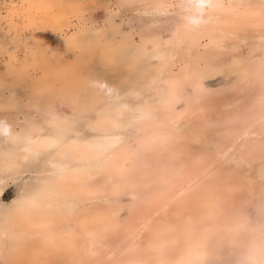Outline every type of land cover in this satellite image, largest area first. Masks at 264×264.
I'll use <instances>...</instances> for the list:
<instances>
[{
  "label": "rangeland",
  "instance_id": "1",
  "mask_svg": "<svg viewBox=\"0 0 264 264\" xmlns=\"http://www.w3.org/2000/svg\"><path fill=\"white\" fill-rule=\"evenodd\" d=\"M27 1L0 0V121L8 125L6 133L0 130V167L7 148V152H12V162L15 161V173L17 177L20 175L17 182L13 179L6 181L5 195L0 200V206L7 208L4 214L0 207V264H19L17 258L21 248L29 251L30 255L36 239L41 238L44 242L45 236L52 231L57 241L64 229V237L67 236L70 245L68 256L60 255L54 243L49 249L53 250L52 254H42V263L167 264L175 258H183L187 244L207 230L209 224L232 222L231 211L235 209L248 211L251 219L261 224L251 248L255 249L257 244L262 243L264 121L261 124L256 118L264 112V86L253 88L248 83L264 61V19H259L262 23L239 27H225L226 23L211 24L205 32L199 30L204 37L199 44H189L181 36L189 16L193 17L195 13L189 0H164L168 11L156 10L153 13L148 10L156 0H29L33 1V5ZM220 1L222 5L215 11L210 8L200 11V18L218 21L228 17L238 19L234 15L239 14V9L248 7L256 11L257 8H264V0ZM228 6L239 9L228 12ZM57 20L61 22L57 23ZM82 28L85 31L89 29L84 33L80 47L70 48V51H53L54 58L51 60L44 56L46 48L43 42L40 43L39 32L43 31L54 41L63 33L81 34ZM209 36L213 38L210 40ZM51 40L48 38L50 45L53 44ZM111 60L114 65L109 64ZM172 79L178 80L181 85L180 99L178 104L177 101L168 103L170 107L167 108L165 101L170 95L168 83ZM200 80H203V88L197 85ZM100 83L105 87H100ZM233 89L236 92L233 93ZM133 92H137L140 98ZM122 102L128 107L122 115L121 130L116 132L119 135L118 140H114L117 143L114 150L129 146L140 151L143 161H153L143 149V144L148 142L153 132L165 131L170 134L172 143H177L176 148H180L194 175L210 172L205 177L204 189L200 186L197 190L193 188L181 201L171 203L174 191H166L159 184L151 183L159 174L158 165L151 167L154 172L148 175L150 177L142 170L134 169L124 177L119 176L111 168L107 170L111 153L110 150H103L99 160L88 162L90 175L85 178L86 185L62 191L60 186L65 174L60 168L63 162L69 161L71 153L65 145L61 150L41 152L29 164L26 161L33 154L28 146L35 148L37 138L43 133L47 136L59 133L62 123L71 124L66 136L72 140L85 137L87 143L93 141L99 131L104 130L103 125L107 124L110 115L118 116L117 108ZM255 122L256 126L249 129ZM247 130H250L248 134ZM255 141L261 145L255 144ZM21 143L23 148L19 149ZM105 144L108 145L107 142ZM82 159L71 153L70 164L64 168L75 172V166L81 164ZM190 177L182 173L180 180L188 181ZM24 190H28L32 197L27 211L39 218V224L45 223L44 226L26 223L15 214L14 201ZM203 190L208 192V197L203 196ZM75 191L80 192L77 194ZM71 192L75 198L71 197ZM131 213H135V220ZM142 217L146 218L145 221ZM85 218L86 222H83ZM260 220H263L262 223ZM190 230H193L192 235ZM93 252L97 254L94 261L89 258Z\"/></svg>",
  "mask_w": 264,
  "mask_h": 264
},
{
  "label": "bare ground",
  "instance_id": "2",
  "mask_svg": "<svg viewBox=\"0 0 264 264\" xmlns=\"http://www.w3.org/2000/svg\"><path fill=\"white\" fill-rule=\"evenodd\" d=\"M27 1V0H26ZM35 1V0H34ZM40 1V0H39ZM44 2V0H41ZM24 2V1H23ZM27 2H30L29 0ZM33 2V1H32ZM30 2L28 4L30 5H33V3ZM46 2V1H45ZM22 3V2H21ZM48 3V2H47ZM46 5V4H45ZM172 5V4H170ZM169 5V6H170ZM213 7L210 8L211 11H215V9L217 7H219L220 5H222V1L220 0H216L214 1L213 0ZM167 2H165L164 0H156L155 3H153L152 5V8H149V12L150 13H153L155 12L156 10L158 12H160V10H167L168 11V8H167ZM248 6V5H247ZM251 6V5H250ZM151 7V6H150ZM166 7V8H165ZM35 8V7H34ZM223 8V6L221 7ZM191 9L195 11L194 13V16L193 17H190L191 19H196V20H199L201 22H198V23H195V24H191L187 21L186 23V27L184 29V33L181 35L182 36V39L184 41H187L189 44H193V43H197L199 44V42L204 38L203 36L200 35L199 33V30H203L204 32L206 30H208L207 28H210L211 24L212 26H215V24H220V25H224V23H226V26L225 27H229V26H246V24L248 23H260L263 19H264V8L263 9H260V8H257V10L255 11H252L251 8H243V9H239V7H235V6H228L226 9L228 10V12H231V11H236L237 9L240 10L239 14H236L234 16H236L238 19H234L232 17H228V18H225V19H221V20H209L208 18L206 17H202L200 18L199 16V13L200 11L204 10L203 8L199 9L194 5L192 4L191 6ZM220 9V8H219ZM28 10V9H27ZM63 11V10H62ZM205 11V10H204ZM221 12V11H220ZM40 13V12H39ZM209 13V12H208ZM227 13V11L225 12ZM233 13V12H232ZM47 14V13H45ZM64 14V13H63ZM188 14V13H187ZM234 14V13H233ZM42 15V14H41ZM216 15V14H215ZM219 16V15H218ZM43 17V16H42ZM73 17V16H72ZM260 17V18H259ZM41 18V17H40ZM46 19V17H44ZM188 18V19H189ZM43 19V18H42ZM48 19V18H47ZM51 20V18H49ZM61 20V18H58ZM219 19V18H218ZM261 19V21L259 20ZM60 20H57L59 22H61ZM232 20V21H231ZM47 21V20H46ZM262 23V22H261ZM214 24V25H213ZM253 26V25H251ZM194 27H196L197 29H193ZM255 27V25H254ZM258 27V26H256ZM46 28V26H45ZM80 28V27H79ZM86 28V27H85ZM83 29V28H82ZM89 29V28H88ZM87 29V30H88ZM229 29V28H228ZM232 29V28H231ZM40 30V29H39ZM86 30V31H87ZM211 30V29H210ZM242 30V29H241ZM42 31V29H41ZM82 31L81 34H78L76 35L75 33L71 34V35H66L67 33H63L62 35L58 36L57 38L53 40H51L50 36L47 37L43 31L42 32H39V38H40V43H44L43 44V47L46 48V53L44 54V56L48 59V60H51L52 58H54V52L53 51H57V50H61V51H65L69 49L70 51V48H75V47H80L82 45V40L84 38V33H86L85 29L81 30ZM79 32V31H78ZM91 32V31H90ZM57 33V32H56ZM48 34H51V33H48ZM88 34V33H87ZM91 34V33H90ZM202 34V33H201ZM86 35V34H85ZM205 35V34H203ZM47 37L44 39V37ZM216 36V35H215ZM207 37V35H206ZM205 37V38H206ZM214 37V35H213ZM212 36H209L210 40L213 38ZM222 37V36H221ZM220 37V38H221ZM37 38V37H36ZM48 38L53 41L52 45H50V43L48 42ZM87 38V36L85 37ZM218 39V38H217ZM36 40V39H34ZM215 40V39H214ZM89 42V41H88ZM213 42V41H211ZM186 43V42H185ZM84 44V43H83ZM206 44V43H205ZM33 45V44H32ZM38 45V44H37ZM40 45V44H39ZM38 45V46H39ZM50 45V46H48ZM31 46V45H30ZM28 46V47H30ZM83 47V46H82ZM88 47V46H87ZM113 48V47H112ZM29 49V48H28ZM35 49V48H33ZM38 49V48H37ZM116 49V48H115ZM114 49V50H115ZM126 49V48H125ZM82 51V50H81ZM107 51V50H106ZM43 52V51H42ZM45 52V51H44ZM88 52V51H87ZM103 52V51H102ZM111 52V51H110ZM120 52V51H119ZM18 53V52H17ZM30 53V52H29ZM36 53V52H34ZM106 53V52H105ZM24 54V53H23ZM31 54V53H30ZM33 54V53H32ZM37 54V53H36ZM107 54V53H106ZM132 54V53H131ZM35 55V54H34ZM34 55H32L34 57ZM40 55V54H39ZM43 55V54H41ZM87 55V54H86ZM104 55V53H103ZM108 55V54H107ZM110 55V54H109ZM119 55V54H118ZM11 56V54H10ZM24 56V55H23ZM36 56V55H35ZM106 56V55H105ZM113 56V55H112ZM121 56V55H120ZM152 56V55H151ZM40 57V56H39ZM38 57V58H39ZM58 57V56H57ZM100 57V56H99ZM158 57V56H157ZM35 58V57H34ZM43 58V57H42ZM101 58V57H100ZM106 58V57H105ZM19 59V58H18ZM24 59V58H23ZM30 58H28L29 60ZM64 59V58H63ZM110 59V58H109ZM108 59V60H109ZM148 59V57H147ZM25 60V59H24ZM27 60V61H28ZM66 60V59H65ZM100 60V59H99ZM105 60V59H103ZM151 60V59H150ZM148 60V61H150ZM30 61V60H29ZM37 61V60H36ZM46 61V59H45ZM68 61V59H67ZM101 61V60H100ZM114 61H117V60H114ZM11 62V60H10ZM31 62V61H30ZM33 63V62H32ZM38 63V62H37ZM36 63V64H37ZM47 63V62H46ZM64 63V62H63ZM108 63V61H107ZM115 63V62H114ZM12 64V63H11ZM43 64V63H41ZM109 64H113L112 63V60ZM23 65V64H21ZM27 66V64H25ZM24 65V66H25ZM57 65V64H56ZM67 65V64H66ZM65 65V66H66ZM114 65V64H113ZM10 66V64H9ZM38 66V65H37ZM44 66V65H43ZM47 66V65H46ZM109 66V65H108ZM106 66L108 69L109 67ZM175 66V64H174ZM98 67V66H97ZM101 67V66H100ZM30 68V67H29ZM43 68V67H42ZM54 68V67H53ZM106 68V70H108ZM173 68V67H172ZM13 69L17 70L16 68L13 67ZM41 69V68H40ZM49 69V68H48ZM56 70V68H54ZM60 69V67L58 68ZM57 69V70H58ZM147 69V67H146ZM14 70V71H15ZM66 70V69H65ZM52 71V70H51ZM48 72V71H47ZM112 72V71H111ZM10 73V71H9ZM15 72H11V74H14ZM53 73V72H52ZM123 73V72H122ZM172 73V72H171ZM105 74V73H104ZM108 74V73H107ZM110 74V73H109ZM248 74V73H247ZM31 75V74H30ZM45 76V75H44ZM52 76V75H51ZM95 76V75H94ZM243 77V76H242ZM252 77V76H251ZM90 78V77H89ZM99 78V77H98ZM106 78V76L104 77ZM102 78V79H104ZM229 78V77H228ZM47 81V80H46ZM83 81V80H82ZM157 81V80H155ZM33 82V81H32ZM247 82V81H246ZM103 83V82H102ZM155 83V82H154ZM42 84V83H41ZM101 84V83H100ZM167 84V82H166ZM169 86H170V95L168 97V99L165 101V105L167 108H169L170 106H167L168 103L172 102V101H177L176 103L178 104V100L180 99V95H179V90H180V83L178 80L176 79H172L169 81ZM167 84V85H168ZM197 85L199 88H203V80H200L199 82H197ZM246 85V84H244ZM249 86L252 85L253 88H255L256 86H259V85H262L264 86V61L260 63L259 65V68H257L256 71H254L253 73V78L251 79L250 83H248ZM100 86V85H99ZM80 87V86H79ZM90 87V86H89ZM240 87V86H239ZM238 87V88H239ZM263 87H261L260 89H262ZM79 89V88H78ZM234 90V89H233ZM236 90V89H235ZM232 91L233 93L236 92V91ZM264 90V89H263ZM92 91V90H91ZM169 91V90H168ZM245 91V90H244ZM86 92V91H85ZM138 92V91H137ZM137 92H133L135 93V95L137 94ZM83 93V92H81ZM76 94H77V91H76ZM140 94V93H139ZM205 94V93H203ZM253 94V93H252ZM80 95V94H79ZM138 95V94H137ZM136 95V96H137ZM247 95V94H246ZM250 95V93H249ZM141 96V95H140ZM183 96V95H182ZM230 96V95H229ZM124 97V96H123ZM122 97V98H123ZM139 96H137L138 98ZM197 97V96H196ZM237 97V96H236ZM245 97V96H244ZM254 97V95L252 96ZM140 98V97H139ZM198 98V97H197ZM166 99V98H165ZM188 99V98H186ZM194 99V98H193ZM225 99V98H224ZM233 99V98H232ZM249 99V98H248ZM251 99V97H250ZM255 99H256V96H255ZM195 100V99H194ZM2 101V100H0ZM164 101V100H163ZM162 101V102H163ZM221 101V100H220ZM234 101V100H233ZM248 102V101H247ZM252 102V101H250ZM175 103V102H174ZM173 103V104H174ZM221 103V102H220ZM255 103V101H254ZM203 104V103H202ZM231 104V103H230ZM249 104V103H248ZM5 105V104H3ZM162 105V104H161ZM192 105V104H191ZM189 105V106H191ZM195 105V102L194 104ZM220 105V104H219ZM128 107V104L127 103H124L122 102L119 107L117 108V114L118 116H113L111 117L110 115V118L109 120L107 121L106 119V123H103L101 125H103V129L104 130H101L99 131V135L94 137V140L91 141V142H88L87 143V138H82V139H76V140H72L71 138H69L68 136V133L69 132V125L71 126V124H68V122H66V124L62 123V127L60 128L61 131L59 133H56L57 134H53V135H49L47 136V134L43 133L39 138H37V142H36V146L35 148H32L30 146H28V150L30 152L33 151V154L32 156H28V158H26V161L29 163L32 162V158L33 157H36V155H40L41 152L43 151H46V152H50L51 150H61V148L65 145L67 147V150L69 152L72 153V155L77 156L79 159L80 158H83V162L81 164H78L75 166L76 169L75 172L74 171H68L69 168H64V166L68 167L69 164H70V159H71V153H70V157H69V161H65L64 159V156H62L63 154L60 153V157L62 158V160H64L65 162H63L61 164V168L62 171L64 172L65 176H64V179H63V184H61L60 188H62V191H64V189H71L72 187L76 186V187H83V185H86L85 183L87 182V180H85V178L90 175V172L88 171V166L89 165V161L90 163L93 161L95 162L96 160H99L100 156L103 154V150H110L109 152L111 153V155H109L110 159L109 161L106 162L108 163L106 168L108 170V168H111V170L115 173H117L119 176H125L127 175V172H129L131 169L133 170H142L143 172H145L147 175V177H150L154 172L151 169V167H153L154 164L158 165L159 167V174L158 176H156V178L154 177V179L152 180L151 182V179L148 178V181L150 180L151 183H153V185L155 184L156 186H158V184L161 186V187H164V189L166 191L168 190H173L174 191V195L171 197V203L172 202H177V201H181L183 198H185L190 192L191 190L194 188V190H197L196 188L199 186L201 187V189H204L203 188V185H204V180H205V177L208 176L210 174V172L206 171L205 174L202 173V175H194L193 174V171L187 166V163L183 157V154H182V151L180 150L179 147L176 148V144L175 143H172V138L170 136V134L166 133L165 131H158V132H153L152 133V136L149 138L148 142H145L144 145V150L146 151V153H149L150 154V158L152 157L153 158V161H149L146 162L142 160L141 158V154H140V151L139 150H136L132 147H129V146H126L124 148H121L120 150H114L115 146L117 143L114 142L115 139L118 140V135L119 133H116V132H119L121 129H120V124H122L121 120L123 119L122 118V115H123V112L124 110ZM149 107V106H148ZM203 107V106H202ZM186 108V107H185ZM245 108V107H244ZM258 108V107H257ZM210 109V108H209ZM249 109V108H248ZM254 109V108H253ZM146 110V109H145ZM150 110V108H149ZM204 110V109H203ZM241 110V109H240ZM261 110V109H260ZM264 110V107L263 109ZM199 111V110H198ZM242 111V110H241ZM240 111V114L242 113ZM190 112V111H189ZM187 112V113H189ZM144 113V112H143ZM184 113V112H183ZM191 113V112H190ZM247 113V112H246ZM245 113V114H246ZM249 113V112H248ZM110 114V113H109ZM145 114V113H144ZM219 114V113H218ZM227 114V113H225ZM231 114V112H230ZM234 114V113H233ZM262 115L261 111H259V115ZM228 115V114H227ZM226 115V116H227ZM239 115V114H238ZM252 115V114H251ZM136 116V115H135ZM181 116V115H180ZM256 115H254L253 117H255ZM258 116V115H257ZM108 117V116H107ZM245 118V117H244ZM108 119V118H107ZM172 119V118H171ZM166 120V119H164ZM256 120L258 122H260L262 124V122L264 121V112H263V115L260 116L258 119L256 118ZM137 121V120H136ZM139 121V120H138ZM137 121V122H138ZM172 121V120H171ZM143 122V121H142ZM235 122V121H234ZM237 122V120H236ZM173 122H171L172 124ZM218 123V122H217ZM264 123V122H263ZM256 122L251 125L249 127V129H251L252 127L256 126L255 125ZM110 125V126H109ZM244 125V124H243ZM102 127V126H101ZM75 128V127H74ZM161 129V128H159ZM168 131V130H167ZM250 130H247L246 131V134L249 133ZM67 133V134H66ZM74 133V132H73ZM5 134V133H4ZM109 134H112L111 136H109ZM18 136V135H16ZM82 136V135H81ZM80 136V137H81ZM114 137V138H112ZM20 138V137H19ZM22 138V137H21ZM25 138V137H24ZM90 138V137H89ZM18 139V138H17ZM26 139V138H25ZM30 140V139H28ZM31 142H34L33 139L30 140ZM105 142H107L108 145L105 144ZM176 142V141H175ZM256 142V141H255ZM0 143H2L0 141ZM119 143V142H118ZM254 143V142H252ZM251 143V144H252ZM4 144V142H3ZM115 144V145H114ZM255 144H259L261 145L260 143H255ZM5 145V144H4ZM3 145V148L5 146H7V144L4 146ZM19 144H16V146H18ZM106 145V146H104ZM254 145V144H253ZM252 145V146H253ZM25 146V145H24ZM12 147V146H11ZM110 147V148H109ZM139 147V146H138ZM254 147V146H253ZM264 147V146H263ZM23 148V144L21 143V146L19 145V149ZM16 149V148H15ZM255 149V147H254ZM2 150V149H1ZM252 150V148H251ZM28 151V152H29ZM143 151V150H142ZM5 155H4V162L2 161V166L0 167V200L2 197H4L5 195V188H6V181L8 179H13V182H17L18 179H19V176L17 177V173H15V168L13 166L14 163L12 162L13 159H11L12 155L11 153L12 152H7V148L6 150H4ZM66 152V151H65ZM248 152V151H247ZM16 153V152H15ZM14 153V154H15ZM105 153V152H104ZM14 154H13V157H14ZM66 154V153H65ZM3 155V154H2ZM1 155V156H2ZM69 155V154H68ZM147 157V156H146ZM145 157V158H146ZM23 158V157H22ZM22 158H21V161H22ZM149 158V156H148ZM17 159V158H16ZM25 159V158H24ZM23 159V160H24ZM67 159V158H66ZM36 160V159H35ZM25 161V162H26ZM26 162V163H27ZM104 162V161H103ZM105 163V162H104ZM201 163V162H200ZM51 164V163H50ZM95 164V163H94ZM1 165V164H0ZM25 165V164H24ZM29 166V165H28ZM50 166V165H49ZM52 166V165H51ZM54 166V165H53ZM100 167L103 168L102 165H99ZM98 166V167H99ZM129 166H131V168H129ZM31 167V166H30ZM59 167V166H58ZM19 168V167H18ZM25 169V167H23ZM54 168V167H53ZM210 168V167H209ZM207 168V169H209ZM105 169V168H104ZM19 170V169H18ZM66 170V171H65ZM70 170V169H69ZM72 170V169H71ZM102 170V169H101ZM39 171V170H38ZM43 172V170L41 171ZM59 172V171H58ZM57 172V173H58ZM74 172V173H73ZM98 172V171H97ZM112 172V173H113ZM60 173V172H59ZM113 173V174H115ZM132 173V171L130 172ZM129 173V174H130ZM135 173V171H134ZM140 173V172H139ZM150 173H152L150 175ZM184 173L186 175H189L191 176L190 178H188V181H184L183 179H181V174ZM48 174V173H47ZM52 174V173H51ZM55 174V172H54ZM128 174V175H129ZM138 174V173H136ZM150 175V176H148ZM50 176V175H49ZM112 176V175H111ZM115 176V175H113ZM132 176V175H131ZM139 176V175H138ZM184 176V175H183ZM39 177V176H38ZM92 177V176H91ZM109 177V176H107ZM137 177V176H136ZM59 178V177H58ZM57 178V179H58ZM93 179H95V177H92ZM116 178H117V175H116ZM127 178V177H126ZM145 178V177H144ZM153 178V176H152ZM42 179V178H41ZM60 179V178H59ZM62 179V178H61ZM92 179L93 183H94V180ZM118 179V178H117ZM134 179V178H133ZM139 179V177H138ZM142 179V177H141ZM187 179V178H186ZM31 180V179H30ZM38 180V179H37ZM51 180V179H50ZM145 180V179H144ZM39 181V180H38ZM91 181V182H92ZM143 181V179H142ZM40 182V181H39ZM42 182V181H41ZM45 183V181H43ZM48 183V182H46ZM130 183V182H128ZM140 183V182H139ZM144 183V182H143ZM52 184V183H51ZM96 184V183H94ZM138 184V183H137ZM42 185V184H41ZM50 185V184H49ZM97 185V184H96ZM136 185V183H135ZM147 185V184H146ZM152 185V186H153ZM94 186V185H93ZM140 187H142V185H138ZM205 186V185H204ZM34 187V186H32ZM91 188V187H90ZM138 188V187H137ZM150 188V187H149ZM157 188V187H156ZM42 189V188H41ZM93 189V188H92ZM143 190H145L143 187H142ZM160 189V188H159ZM206 189V188H205ZM32 190V189H31ZM38 190V189H37ZM84 190V189H83ZM95 190V189H94ZM137 190V189H136ZM142 190V191H143ZM146 190H148V188L146 187ZM151 190V188L149 189V191ZM153 190H155V188L153 187ZM158 190V189H157ZM73 191V190H72ZM147 191V192H149ZM199 191V190H198ZM204 191V190H203ZM49 192V191H48ZM69 192V191H68ZM76 192V191H75ZM80 191L76 192L77 194L79 193ZM137 192V191H136ZM152 192V190L150 191ZM32 193V192H31ZM40 193V191H39ZM50 193V192H49ZM72 193V192H71ZM85 193V191H84ZM160 193V192H159ZM171 193V192H170ZM196 193V192H195ZM70 194V192H69ZM100 194V193H99ZM154 194V192H153ZM51 195V194H50ZM57 195V194H56ZM73 193L71 194V197H72ZM81 195V194H80ZM92 195V194H91ZM146 195V194H145ZM148 195V194H147ZM167 195V194H166ZM172 195V194H170ZM197 195V194H196ZM89 196V195H88ZM87 196V197H88ZM96 196V195H95ZM109 196V195H108ZM203 196L204 197H208V192L205 190L203 192ZM51 197V196H50ZM74 197V196H73ZM72 197V198H73ZM85 197V196H84ZM75 198V197H74ZM142 198V197H141ZM169 198V197H168ZM52 199V198H51ZM145 199V198H144ZM156 200V198H154ZM58 200V199H57ZM68 200V199H67ZM65 200V201H67ZM70 200V199H69ZM159 200V198H158ZM81 201V200H80ZM139 201V200H138ZM143 201V200H142ZM148 201V200H146ZM168 201V199L166 200ZM209 201V200H208ZM71 203H73L72 201H70ZM144 202V201H143ZM151 202V200L149 201ZM160 202V201H159ZM15 205H16V213L17 215H19V219H22L23 221H25L26 223H29L30 222L34 225H36L37 223L39 224V222L37 221H40L38 220L39 218L36 219L35 216H32V214H29V212L27 211V205H29V203H32V197H30V194L28 192V190H24L23 193L21 194V196H19V198L17 200L14 201ZM64 203H68V202H64ZM141 203V202H140ZM148 203V202H147ZM190 203V202H189ZM207 203V202H206ZM70 204V203H68ZM13 205V204H12ZM61 205V204H60ZM71 205V204H70ZM69 205V206H70ZM153 205V204H152ZM181 205V204H180ZM211 205V204H210ZM262 205V204H261ZM62 206V205H61ZM65 206V205H64ZM67 206V205H66ZM120 206V205H119ZM118 206V207H119ZM122 206V205H121ZM156 206V205H154ZM167 205H165L166 207ZM257 206V205H256ZM1 207V206H0ZM37 207V206H36ZM52 207V206H51ZM70 207H73V206H70ZM141 207V206H140ZM157 207V206H156ZM264 206H262L263 208ZM68 208V207H66ZM76 206H74L73 209H75ZM117 208V207H116ZM115 208V209H116ZM151 209V206L149 207ZM148 208V209H149ZM164 208V207H162ZM184 208V207H183ZM191 208V207H190ZM259 208V206H258ZM2 213L6 212L7 208H2ZM53 209V208H52ZM73 209L70 208V210L72 211ZM124 209V208H123ZM122 209V210H123ZM192 209V208H191ZM233 209V208H232ZM260 209V208H259ZM220 210V209H219ZM255 210V209H254ZM64 211H65V207H64ZM149 211V210H148ZM197 211V210H196ZM195 211V212H196ZM263 213H264V210H262ZM261 211V212H262ZM66 212H67V209H66ZM119 212H122V211H119ZM133 212V211H132ZM141 212H144L141 210ZM161 212V211H160ZM194 212V213H195ZM251 212V211H250ZM258 211H256V214H257ZM232 213V222H230L231 220H229V222L227 223H212V224H209L208 225V228L207 230L203 231V233H200L199 236L197 238H195V240H191L188 244H187V250H186V255H184L183 258H175L173 260H171V262L167 263V264H264V241L260 244H257L255 249H252L251 248V242L252 240L255 238L256 234L259 233L260 231V228H261V224H259L257 221H254L251 219L250 217V213L248 211H244V210H234V211H231ZM5 214V213H4ZM167 214V212H166ZM216 214V212H215ZM220 214V213H219ZM132 216L134 215L131 213ZM144 216V214H142ZM165 215V214H164ZM261 215V214H260ZM260 215H259V218H260ZM4 216V215H3ZM53 216V215H52ZM256 216V215H255ZM262 216V215H261ZM264 216V215H263ZM12 217V216H11ZM47 217V215H46ZM45 217V219H47ZM50 217V216H49ZM106 217V216H105ZM111 217V216H110ZM141 217V216H139ZM10 218V217H9ZM132 218V217H131ZM134 220H135V216L133 217ZM133 218H132V221L130 219L131 222H133ZM255 218V217H254ZM18 219V220H19ZM143 219V217H142ZM144 219H146L144 217ZM143 219V220H144ZM230 219V218H229ZM256 219V218H255ZM93 220V219H92ZM145 221V220H144ZM143 221V222H144ZM148 221V220H147ZM263 221V220H260V222ZM82 222V221H81ZM83 222H86V218L83 220ZM18 223V222H16ZM41 223V222H40ZM47 223V222H46ZM262 223V222H261ZM45 224V223H44ZM43 222H42V225L41 226H44ZM143 224V223H141ZM38 225V226H39ZM81 225V224H80ZM153 226V224H151ZM176 225V224H175ZM18 226V225H17ZM47 226V225H46ZM65 226V225H64ZM127 226V225H126ZM129 226V224H128ZM141 226V225H140ZM145 226V225H144ZM33 227V226H32ZM50 227V226H49ZM84 227V226H83ZM132 227V225H131ZM143 227V226H142ZM28 228V227H27ZM129 228V227H128ZM152 228V227H151ZM57 229V228H56ZM55 229V231H56ZM131 229V228H130ZM144 229V228H143ZM148 229V227H147ZM54 230V229H52ZM85 230V229H84ZM134 230V229H133ZM39 231V230H38ZM58 232H60V230H57ZM130 231V230H129ZM128 231V232H129ZM264 231V230H263ZM52 231L49 232L48 235L45 236V241L42 242V239L41 238H38L36 239L34 242H33V253L29 255V251H27L26 249L24 248H21L20 250V253H19V258H17L18 260H20L19 264H44L42 263V260H41V256L42 254H45V253H49V254H52L53 250L52 251H49L50 249V246L51 245H54V243L56 244V247L55 248H58V251L60 253V255H63V257H67L68 256V251L70 249V245H69V242L67 241L68 238L67 236L64 237L66 235V231L65 229L63 231H61L60 233V239H58L57 241L54 240L55 236L53 235V233H51ZM83 232V231H82ZM132 232V231H131ZM192 232L193 230H190V234L192 235ZM19 233V232H18ZM22 233V232H21ZM25 233V232H24ZM70 233V231L68 232ZM3 234H6L4 233L3 231ZM109 234V233H108ZM128 234V233H127ZM126 234V235H127ZM131 234V233H130ZM175 234V233H174ZM15 235V234H14ZM27 235V234H26ZM85 235V234H84ZM28 236V235H27ZM176 236V235H175ZM21 237V236H20ZM69 237V236H68ZM87 237V236H85ZM177 237V236H176ZM58 238V236H57ZM53 239V240H52ZM180 239H183V238H180ZM23 240V239H22ZM44 240V239H43ZM77 241V239H76ZM178 241V239H177ZM89 242V241H88ZM188 242V241H187ZM77 243V242H76ZM85 244V243H84ZM166 244V243H165ZM179 244V243H178ZM178 244H177V248H178ZM253 244V243H252ZM255 244V242H254ZM90 245V244H88ZM87 245V246H88ZM91 246V245H90ZM170 246V245H169ZM172 246V245H171ZM32 248V246H30ZM99 247V245H98ZM100 247H101V244H100ZM99 247V248H100ZM104 247V246H103ZM95 248V247H94ZM107 248V246H106ZM184 248V246H183ZM92 248H90L91 250ZM96 249V248H95ZM104 250V248H101V250ZM185 249V248H184ZM57 250V249H55ZM73 250V249H72ZM89 250V251H90ZM173 250V249H172ZM49 251V252H48ZM171 251V250H170ZM74 253V252H73ZM77 253V252H76ZM79 253V252H78ZM94 253V252H93ZM182 253L183 250H182ZM95 254V253H94ZM92 255L91 257H89L91 260H96V255ZM169 254V253H168ZM181 254V253H180ZM185 254V253H184ZM59 255V254H58ZM76 255V254H75ZM157 255V254H156ZM167 255V254H166ZM157 257V256H156ZM162 257V256H161ZM164 257V256H163ZM53 258V257H52ZM60 258V257H59ZM51 259V258H50ZM68 259H70L68 257ZM87 259V258H86ZM89 259V260H90ZM156 260H158L157 258H155ZM163 259V258H162ZM144 260V259H143ZM45 261V259H44ZM71 261V260H70ZM69 261V262H70ZM168 261V260H167ZM52 262V261H51ZM129 262H132V261H129ZM56 263V262H55ZM89 263V262H88ZM53 264V263H52ZM60 264V263H59ZM68 264V263H66ZM70 264V263H69ZM71 264H74V263H71ZM135 264V263H133Z\"/></svg>",
  "mask_w": 264,
  "mask_h": 264
},
{
  "label": "clouds",
  "instance_id": "3",
  "mask_svg": "<svg viewBox=\"0 0 264 264\" xmlns=\"http://www.w3.org/2000/svg\"><path fill=\"white\" fill-rule=\"evenodd\" d=\"M202 2H203V9H208V8H211V7L214 6L213 5V0H202ZM199 9H201V8H198V10ZM188 22L191 23V24H195V23H198V22H201V21L189 18ZM4 129H8V125L5 122L0 121V130H4Z\"/></svg>",
  "mask_w": 264,
  "mask_h": 264
},
{
  "label": "snow or ice",
  "instance_id": "4",
  "mask_svg": "<svg viewBox=\"0 0 264 264\" xmlns=\"http://www.w3.org/2000/svg\"><path fill=\"white\" fill-rule=\"evenodd\" d=\"M189 4H194L197 8H203L202 0H189ZM100 87H105V85L101 84ZM4 132H7V129H4Z\"/></svg>",
  "mask_w": 264,
  "mask_h": 264
}]
</instances>
